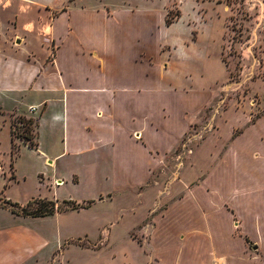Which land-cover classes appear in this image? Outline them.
I'll use <instances>...</instances> for the list:
<instances>
[{"label": "crops", "instance_id": "crops-1", "mask_svg": "<svg viewBox=\"0 0 264 264\" xmlns=\"http://www.w3.org/2000/svg\"><path fill=\"white\" fill-rule=\"evenodd\" d=\"M79 1L0 0V94L36 98L22 117L40 114L39 139L44 121L58 129L56 141L45 133L56 192L93 202L71 211L77 214L108 209L102 254L122 242L143 264H264V100L237 106L221 104L224 89H165L174 47L151 23L154 13ZM193 115L210 132L193 166L165 191L153 180L167 175L166 157ZM66 158L77 161L74 168H60ZM35 235L17 234L6 248L12 253L1 256L30 250L40 257L47 240ZM82 238L91 241L87 231L70 241ZM125 251L106 264H133Z\"/></svg>", "mask_w": 264, "mask_h": 264}, {"label": "rangeland", "instance_id": "rangeland-1", "mask_svg": "<svg viewBox=\"0 0 264 264\" xmlns=\"http://www.w3.org/2000/svg\"><path fill=\"white\" fill-rule=\"evenodd\" d=\"M76 3L89 8L109 5L116 9L137 8L153 12L151 23L160 28L163 43L170 42L174 47L170 59L167 52L163 54V58L168 59L165 63L172 65L165 73V89L188 92L224 89L229 95L221 104L237 106L264 100V0H84ZM250 90L253 93L249 98ZM35 103L36 98L24 90L0 94V108L5 112L2 115L0 111V264H106L114 252L123 249L129 253L133 264H143V257L137 253L134 256L135 251L127 243L116 242L105 254L102 253L106 247L99 250L102 243L99 242V232L111 218L108 209L93 208L81 214L66 211L43 218H26L12 214L7 206L3 208L6 200L23 207L36 199L64 201L65 194L56 192L58 185L51 175L54 166L45 161L46 153L51 152L45 133L52 132V125L46 121L42 123L39 129L42 137L34 140L39 145L31 148L30 139L36 136L35 125L40 114L36 117L30 114L24 116L27 121H19ZM15 108L22 114L13 113ZM211 109H206L202 115L204 123L210 120ZM190 120L179 144L166 157L163 170L167 175L162 177L160 171L153 180L164 187L180 178L184 169L193 166L196 147L202 136L206 137L207 131L210 132V128L202 129L195 115ZM57 130L52 132L55 141L59 137ZM57 144L51 146V150L53 148L58 153L60 144ZM76 164L75 159L69 158L59 162L60 168L67 170ZM85 231L89 232L91 241L87 238L70 241L81 237ZM20 233L36 234L38 239L47 240L40 257H32L30 250L22 253L16 250L9 258L1 256L12 253L6 248ZM113 243L109 242L108 247Z\"/></svg>", "mask_w": 264, "mask_h": 264}, {"label": "trees", "instance_id": "trees-1", "mask_svg": "<svg viewBox=\"0 0 264 264\" xmlns=\"http://www.w3.org/2000/svg\"><path fill=\"white\" fill-rule=\"evenodd\" d=\"M20 122L27 121L26 118L20 117ZM30 123L32 120H28ZM35 127H38V124L35 125ZM34 138L30 139V147L36 148L38 146L37 143L34 142V140L37 138V132L34 133ZM93 202H86L83 204H79L74 201H63L61 203L56 201H49L44 199H36L30 202L25 207L20 206L18 203H14L12 201L6 200L5 206L3 208H6V206L11 210L12 214L16 216L26 217V218H43L47 216L54 215L56 213L66 212V211H76L80 209H86L89 208ZM64 205V207H62Z\"/></svg>", "mask_w": 264, "mask_h": 264}, {"label": "built area", "instance_id": "built-area-1", "mask_svg": "<svg viewBox=\"0 0 264 264\" xmlns=\"http://www.w3.org/2000/svg\"><path fill=\"white\" fill-rule=\"evenodd\" d=\"M216 264H227V263H225V262H217Z\"/></svg>", "mask_w": 264, "mask_h": 264}]
</instances>
